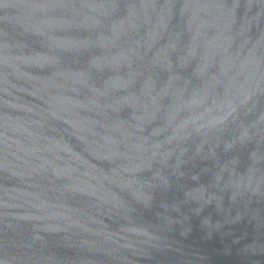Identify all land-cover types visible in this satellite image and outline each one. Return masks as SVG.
I'll use <instances>...</instances> for the list:
<instances>
[{"label": "water", "instance_id": "1", "mask_svg": "<svg viewBox=\"0 0 264 264\" xmlns=\"http://www.w3.org/2000/svg\"><path fill=\"white\" fill-rule=\"evenodd\" d=\"M0 264H264V0H0Z\"/></svg>", "mask_w": 264, "mask_h": 264}]
</instances>
